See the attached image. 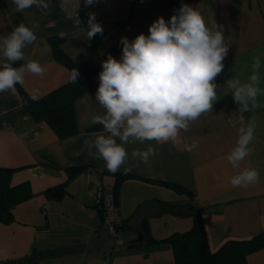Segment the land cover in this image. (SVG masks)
<instances>
[{
  "label": "crops",
  "instance_id": "crops-1",
  "mask_svg": "<svg viewBox=\"0 0 264 264\" xmlns=\"http://www.w3.org/2000/svg\"><path fill=\"white\" fill-rule=\"evenodd\" d=\"M44 3L47 8L34 5L17 12L12 0H0V37L10 34L20 23L38 25L34 29L37 40L22 49L25 59L14 63V67H20L30 59L46 69L43 76L26 73L24 82L17 83L33 98L72 80L73 68L81 74L96 66L102 68L101 62L109 54L120 59L121 37L131 41L140 33L147 35L153 21L159 17L168 21L182 3L196 7L209 27L213 22L219 26L229 51L223 71L214 80L217 100L212 111L191 122L188 131L180 130L175 145L172 141L131 142L130 138L124 144L127 158L115 173L106 168L94 146L97 135H110L102 124L91 123L94 115L105 114L95 99L98 86L76 98L78 131L62 139L45 121L20 110L17 84L12 90L0 92V166L12 168L11 182L26 181L32 192L12 208L11 222L0 221V262L23 259V264H28L30 255H42L38 264H175L172 248L163 239L188 230L193 218L163 210L165 202L178 204L179 208L192 206L201 213L211 251L226 240L249 238L264 230V0ZM89 13H95L103 27V34L92 39L85 35ZM54 43L63 56L56 54ZM0 55L2 65L7 61ZM255 56L260 60L255 70L261 89L256 103L260 106L253 108V102L248 100L249 110L241 112L242 105L235 101L234 89L229 85L235 80L241 85L251 82ZM249 126L254 128L249 155L234 168L227 157L237 146L239 129ZM115 139L122 143L119 137ZM193 142L197 147L187 151ZM149 146L156 152L147 162L133 156L135 149L146 150ZM245 168L256 169L259 179L247 186L233 187L231 178ZM69 169H74V175L67 179ZM117 173L130 175L117 192L116 223L121 242L107 233L105 211L100 206L102 192H113ZM159 181L176 183L186 191H175ZM64 182L59 199L45 195L46 189ZM151 199L161 204V210L147 217L142 226L156 241L143 240L132 246L130 241L141 233L126 222ZM57 251L61 253L47 254ZM246 264H264V247L248 253Z\"/></svg>",
  "mask_w": 264,
  "mask_h": 264
},
{
  "label": "clouds",
  "instance_id": "clouds-1",
  "mask_svg": "<svg viewBox=\"0 0 264 264\" xmlns=\"http://www.w3.org/2000/svg\"><path fill=\"white\" fill-rule=\"evenodd\" d=\"M97 0H85V5H93ZM15 11L23 12L32 6L47 8L44 0H12ZM77 26L80 20L75 18ZM23 23L15 26L7 36L0 37V54L6 58L0 65V92L14 89L23 83L26 73L43 76L46 69L38 61L28 60L20 67H13L16 61L25 59L22 49L37 40L34 29ZM103 34V27L96 21L95 13H89L87 21L88 39ZM122 55L120 59L111 54L101 62L99 85L95 99L105 109L103 116L94 115L91 123H100L110 135H97L94 146L106 168L117 172L127 158L124 144L134 141H156L157 143L177 142L180 130L188 131L191 122L202 114L211 112L217 100L215 78L223 71V61L229 47L219 26L213 22L209 27L196 7L183 4L168 21L159 17L149 26L148 34H138L133 40L121 37ZM254 72L250 83L241 85L239 80L230 82L234 89V99L242 106L241 112L248 111V100L252 107L257 94L261 92L259 56L253 57ZM79 71L72 69V79L79 77ZM122 129V130H121ZM237 146L227 159L234 168L249 155V143L253 140L252 126L239 129ZM116 137L122 143L116 142ZM193 142L186 147L192 151ZM156 150L149 146L146 150L135 149L133 156L147 162ZM90 155H95L90 153ZM129 171V169H125ZM259 179L254 168H245L231 178L233 187L247 186Z\"/></svg>",
  "mask_w": 264,
  "mask_h": 264
},
{
  "label": "trees",
  "instance_id": "trees-1",
  "mask_svg": "<svg viewBox=\"0 0 264 264\" xmlns=\"http://www.w3.org/2000/svg\"><path fill=\"white\" fill-rule=\"evenodd\" d=\"M54 50L57 55L63 56L61 48L55 43ZM100 71H102L101 67H93L81 73L75 81L72 79L40 98L29 96L17 84L21 95L20 110L30 114L37 120L45 121L60 139L73 135L78 131L74 101L85 91L99 85ZM13 171L12 168L0 166V221L5 223L13 220L12 208L32 195L26 181L17 184L11 182ZM73 171L74 169H69L67 179L74 175ZM129 176L126 173L116 174L112 192L115 202L117 201V192L121 182ZM159 183L178 192L186 191L184 187L176 183L168 181H159ZM64 186L65 182L46 189L44 193L46 196L59 199L64 193ZM179 206L170 202H165L162 205L163 210L173 213H178ZM192 218V226L188 230L174 232L163 239L172 248L175 264H246L248 253L264 247V230H262L249 238L226 240L216 250L211 251L208 247L201 213L195 212ZM142 229L143 233L140 232L141 235L138 238L130 241L132 246H136L143 240L147 242L156 241L148 235L145 225L142 226ZM55 253H61V251L47 254L52 255ZM40 257L42 255H30L28 264H38ZM23 261V259H18L0 262V264H13L15 262L23 264Z\"/></svg>",
  "mask_w": 264,
  "mask_h": 264
},
{
  "label": "water",
  "instance_id": "water-1",
  "mask_svg": "<svg viewBox=\"0 0 264 264\" xmlns=\"http://www.w3.org/2000/svg\"><path fill=\"white\" fill-rule=\"evenodd\" d=\"M161 210V204L155 200H148L142 203L136 211L131 215V217L127 220V226H133L135 229L143 233L142 223L143 221L149 217L157 215ZM178 212L182 215H193L194 207L192 206H183L180 207Z\"/></svg>",
  "mask_w": 264,
  "mask_h": 264
},
{
  "label": "built area",
  "instance_id": "built-area-1",
  "mask_svg": "<svg viewBox=\"0 0 264 264\" xmlns=\"http://www.w3.org/2000/svg\"><path fill=\"white\" fill-rule=\"evenodd\" d=\"M100 206L105 211L104 226L107 233L114 237L116 242H121L122 238L116 223L119 214L112 192H102Z\"/></svg>",
  "mask_w": 264,
  "mask_h": 264
}]
</instances>
